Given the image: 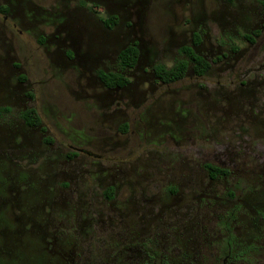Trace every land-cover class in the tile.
I'll return each mask as SVG.
<instances>
[{
	"label": "rangeland",
	"instance_id": "rangeland-1",
	"mask_svg": "<svg viewBox=\"0 0 264 264\" xmlns=\"http://www.w3.org/2000/svg\"><path fill=\"white\" fill-rule=\"evenodd\" d=\"M184 47L206 75L159 81ZM5 106L0 264H264L262 0H0Z\"/></svg>",
	"mask_w": 264,
	"mask_h": 264
},
{
	"label": "trees",
	"instance_id": "trees-1",
	"mask_svg": "<svg viewBox=\"0 0 264 264\" xmlns=\"http://www.w3.org/2000/svg\"><path fill=\"white\" fill-rule=\"evenodd\" d=\"M262 4L264 6V0H262ZM105 25L108 28L115 26V18L105 20ZM248 39L252 40L249 36ZM182 52L187 55L188 60L179 61L171 69H168L162 65L155 67L154 73L159 81L163 82L164 84H172L181 81L185 78L190 63L194 64V71L198 77H203L206 75L210 68V63L205 57L197 54L192 47H184ZM138 58L139 50L136 45L128 47L119 56L120 63L124 68H134L137 65ZM99 78L108 89L125 88L129 85V79L120 74L100 72ZM7 111V109L0 108V115L6 113ZM23 118L30 125H40V120L38 119V116L34 110L26 111L23 114ZM206 168L208 169L212 178L226 176L229 173L227 170L217 168L210 164H207Z\"/></svg>",
	"mask_w": 264,
	"mask_h": 264
},
{
	"label": "flooded vegetation",
	"instance_id": "flooded-vegetation-1",
	"mask_svg": "<svg viewBox=\"0 0 264 264\" xmlns=\"http://www.w3.org/2000/svg\"><path fill=\"white\" fill-rule=\"evenodd\" d=\"M105 23V22H104ZM133 46V45H132ZM128 48V47H127ZM126 48V49H127ZM125 50V49H124ZM123 50V51H124ZM122 51V52H123ZM121 52V53H122ZM121 53H120V55H121ZM119 55V56H120ZM100 79V78H99ZM101 81V80H100ZM102 82V81H101ZM104 85V84H103ZM105 86V85H104ZM0 108H3V109H7L8 111L6 112V113H3V114H1L0 116H3V115H6V114H10V113H12V109L10 108V107H8V106H5V107H0ZM29 110H34L35 111V113H36V115L38 116V119L40 120V117H39V115H38V113H37V111L34 109V108H28V109H26L23 113H22V115H21V118H22V120L24 121V123L28 126V127H30V128H38V129H40L41 131H43V132H46V128L43 126V123H42V121L40 120V125H37V126H33V125H30V124H28L27 123V121L23 118V114L26 112V111H29ZM77 151H79V152H82V151H84V150H80V149H76ZM209 175H210V173H209ZM211 176V175H210ZM212 179H216V178H212ZM138 226H140V225H136V228H135V230H137L138 229ZM146 226H147V228H144V230H149L150 231V236H153L154 234H156L157 235V233L158 232H161V231H166L167 230V228H153V226L154 225H152V224H146ZM140 229H142V228H140ZM130 230V229H129ZM149 244V243H148ZM148 244L146 243H144V245H142V248H140L139 246L140 245H133V247H131V246H124L123 247V252H122V258L124 257V260H126L127 259V257L129 256V254L130 253H132V252H134L135 253V251H137V249H138V247L141 249V252H142V249H143V247H149L148 249H149V252H151L152 251V249H151V247H152V245H150L149 244V246H148ZM151 246V247H150ZM133 250H135V251H133ZM148 257L149 258H155V259H158L159 257H155L154 256V254H148Z\"/></svg>",
	"mask_w": 264,
	"mask_h": 264
}]
</instances>
